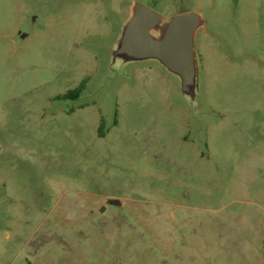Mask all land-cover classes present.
<instances>
[{
	"label": "rangeland",
	"instance_id": "374dc122",
	"mask_svg": "<svg viewBox=\"0 0 264 264\" xmlns=\"http://www.w3.org/2000/svg\"><path fill=\"white\" fill-rule=\"evenodd\" d=\"M135 3L201 14L194 96ZM0 264H264V0H0Z\"/></svg>",
	"mask_w": 264,
	"mask_h": 264
},
{
	"label": "water",
	"instance_id": "95a60500",
	"mask_svg": "<svg viewBox=\"0 0 264 264\" xmlns=\"http://www.w3.org/2000/svg\"><path fill=\"white\" fill-rule=\"evenodd\" d=\"M202 25L203 19L197 12L182 13L164 22L157 12L135 3L114 57L126 61L158 60L180 77L183 93L194 96L197 78L194 43ZM157 32L158 36L154 34ZM108 203L120 205L114 199Z\"/></svg>",
	"mask_w": 264,
	"mask_h": 264
},
{
	"label": "trees",
	"instance_id": "16d2710c",
	"mask_svg": "<svg viewBox=\"0 0 264 264\" xmlns=\"http://www.w3.org/2000/svg\"><path fill=\"white\" fill-rule=\"evenodd\" d=\"M84 88H85V83H82L78 88L70 91L63 98L77 99L81 95V93L83 92Z\"/></svg>",
	"mask_w": 264,
	"mask_h": 264
},
{
	"label": "crops",
	"instance_id": "0c3cea01",
	"mask_svg": "<svg viewBox=\"0 0 264 264\" xmlns=\"http://www.w3.org/2000/svg\"><path fill=\"white\" fill-rule=\"evenodd\" d=\"M133 7V6H132ZM193 12H197V11H193ZM200 16H201V14L199 13V12H197ZM131 14H132V8H131V10H130V16H131ZM201 18H202V16H201ZM169 19V18H168ZM203 19V18H202ZM167 19L166 18H164L163 17V21L165 22ZM198 32V31H197ZM197 34V33H196Z\"/></svg>",
	"mask_w": 264,
	"mask_h": 264
}]
</instances>
